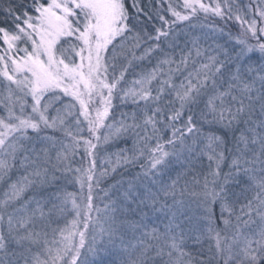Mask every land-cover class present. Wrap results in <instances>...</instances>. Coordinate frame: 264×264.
<instances>
[{
  "label": "snow or ice",
  "instance_id": "1",
  "mask_svg": "<svg viewBox=\"0 0 264 264\" xmlns=\"http://www.w3.org/2000/svg\"><path fill=\"white\" fill-rule=\"evenodd\" d=\"M0 264H264V0H0Z\"/></svg>",
  "mask_w": 264,
  "mask_h": 264
}]
</instances>
